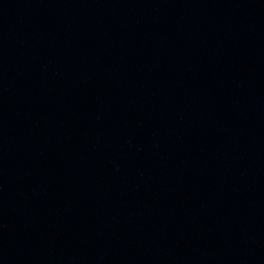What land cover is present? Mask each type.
I'll return each instance as SVG.
<instances>
[{
    "label": "water",
    "instance_id": "water-1",
    "mask_svg": "<svg viewBox=\"0 0 264 264\" xmlns=\"http://www.w3.org/2000/svg\"><path fill=\"white\" fill-rule=\"evenodd\" d=\"M0 264H264V0H0Z\"/></svg>",
    "mask_w": 264,
    "mask_h": 264
}]
</instances>
